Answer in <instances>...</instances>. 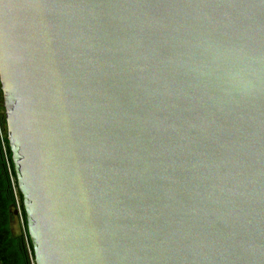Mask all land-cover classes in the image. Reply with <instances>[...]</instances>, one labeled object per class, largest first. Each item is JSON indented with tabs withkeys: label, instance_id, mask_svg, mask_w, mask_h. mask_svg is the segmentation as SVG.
Instances as JSON below:
<instances>
[{
	"label": "water",
	"instance_id": "obj_1",
	"mask_svg": "<svg viewBox=\"0 0 264 264\" xmlns=\"http://www.w3.org/2000/svg\"><path fill=\"white\" fill-rule=\"evenodd\" d=\"M0 90L35 264H264V0H0Z\"/></svg>",
	"mask_w": 264,
	"mask_h": 264
},
{
	"label": "trees",
	"instance_id": "obj_2",
	"mask_svg": "<svg viewBox=\"0 0 264 264\" xmlns=\"http://www.w3.org/2000/svg\"><path fill=\"white\" fill-rule=\"evenodd\" d=\"M0 127L2 129L3 139L0 138V264H32L29 256L27 243L31 249V243L27 234L25 211L22 203V195L18 190L16 177L13 171L11 162V154L6 139L4 110L1 100L0 90ZM3 143L5 152L11 165V172L14 177L16 186V196L19 199L21 214L23 217L24 230L16 233L13 227L15 219V193L9 178V173L6 168Z\"/></svg>",
	"mask_w": 264,
	"mask_h": 264
},
{
	"label": "built area",
	"instance_id": "obj_3",
	"mask_svg": "<svg viewBox=\"0 0 264 264\" xmlns=\"http://www.w3.org/2000/svg\"><path fill=\"white\" fill-rule=\"evenodd\" d=\"M0 138L3 139V134H2V129L0 127ZM3 150H4V157H5V163H6V168L8 170V173H9V178H10V182H11V185H12V189L16 195V184H15V181H14V177L12 175V172H11V165H10V162H9V159L7 157V154L5 152V147H4V143H3ZM16 204H15V209L17 211V216H19L20 218V221L22 223V226H23V230H24V224H23V217H22V214H21V208H20V204H19V199L18 197L16 196ZM27 248H28V252H29V256H30V259H31V263L32 264H35L34 262V258H32V255H31V249L27 243Z\"/></svg>",
	"mask_w": 264,
	"mask_h": 264
},
{
	"label": "rangeland",
	"instance_id": "obj_4",
	"mask_svg": "<svg viewBox=\"0 0 264 264\" xmlns=\"http://www.w3.org/2000/svg\"><path fill=\"white\" fill-rule=\"evenodd\" d=\"M15 199H16V195H15ZM14 216H15V219L13 222V227H14L15 232L16 233L23 232V226H22L19 216L17 215H14Z\"/></svg>",
	"mask_w": 264,
	"mask_h": 264
}]
</instances>
